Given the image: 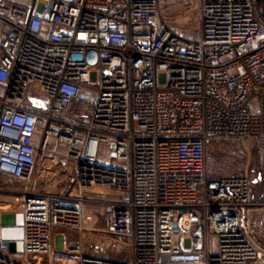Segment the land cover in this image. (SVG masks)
Listing matches in <instances>:
<instances>
[{"label": "built area", "instance_id": "2783aa9c", "mask_svg": "<svg viewBox=\"0 0 264 264\" xmlns=\"http://www.w3.org/2000/svg\"><path fill=\"white\" fill-rule=\"evenodd\" d=\"M198 1L189 39L161 0H0V175L27 185L0 264H264L260 177L208 166L264 142V14ZM52 166L72 191L36 190Z\"/></svg>", "mask_w": 264, "mask_h": 264}, {"label": "rangeland", "instance_id": "374dc122", "mask_svg": "<svg viewBox=\"0 0 264 264\" xmlns=\"http://www.w3.org/2000/svg\"><path fill=\"white\" fill-rule=\"evenodd\" d=\"M161 10L168 25L177 33L189 39H196L199 27V1L198 0H161ZM51 167L47 162V166ZM208 166L213 176L247 175L251 180L261 179L252 187V195L256 200H264V142L253 140L240 141H214L208 149ZM57 168V169H56ZM58 167L52 166L44 179L36 182V190L44 192H59L63 190L72 191L70 174L62 171L57 172ZM41 172V171H40ZM54 172V173H53ZM26 184L13 181L0 175V209L6 208L16 210L15 218L21 223L22 214L17 210L20 196ZM15 191L14 193L7 192ZM91 214L92 228L101 230V211L97 207L88 208ZM261 218L252 219L249 227L253 231L261 230ZM90 223V222H89ZM10 228V226H5ZM99 237V235L97 236ZM108 245V244H107ZM249 264H258L250 262Z\"/></svg>", "mask_w": 264, "mask_h": 264}, {"label": "crops", "instance_id": "0c3cea01", "mask_svg": "<svg viewBox=\"0 0 264 264\" xmlns=\"http://www.w3.org/2000/svg\"><path fill=\"white\" fill-rule=\"evenodd\" d=\"M5 205L4 209H0L3 215V227H2V237L4 240L11 243L12 251L20 252L22 250V229L21 223H19L15 218L16 210H11L6 208L8 206ZM5 226H10V228H5Z\"/></svg>", "mask_w": 264, "mask_h": 264}, {"label": "trees", "instance_id": "16d2710c", "mask_svg": "<svg viewBox=\"0 0 264 264\" xmlns=\"http://www.w3.org/2000/svg\"><path fill=\"white\" fill-rule=\"evenodd\" d=\"M259 5L262 10V13L264 14V0H259Z\"/></svg>", "mask_w": 264, "mask_h": 264}]
</instances>
